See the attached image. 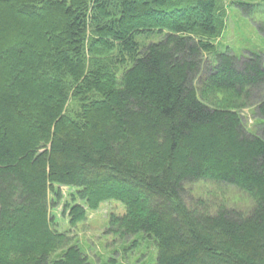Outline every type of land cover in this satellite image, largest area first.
I'll list each match as a JSON object with an SVG mask.
<instances>
[{"label":"trees","instance_id":"1","mask_svg":"<svg viewBox=\"0 0 264 264\" xmlns=\"http://www.w3.org/2000/svg\"><path fill=\"white\" fill-rule=\"evenodd\" d=\"M226 19L223 0H0V264H89L54 226L61 186L72 227L121 201L108 231L152 237L156 264H264V136L242 116L264 119V56L219 49ZM200 180L253 208L191 200Z\"/></svg>","mask_w":264,"mask_h":264},{"label":"rangeland","instance_id":"2","mask_svg":"<svg viewBox=\"0 0 264 264\" xmlns=\"http://www.w3.org/2000/svg\"><path fill=\"white\" fill-rule=\"evenodd\" d=\"M223 1L227 9V19L224 32L217 40L219 49L230 48L237 56L248 54L250 51H259L264 56V0ZM160 39L157 36L152 41ZM237 71L242 74L244 69ZM262 95H264V90ZM254 105L252 104L250 107L243 109L242 116L245 120L246 128L250 132L264 136V119L257 110V105ZM77 108L75 100L70 98L68 112L74 113ZM187 188L189 190L188 195H191L188 198L192 197L191 200L193 198L203 199L213 209L219 206H227L228 208H239L249 211L254 205L252 197L234 185H218V183L210 180H200L189 183ZM14 191H17L15 184ZM71 191L70 187L61 186L63 198L59 205L51 210V215L54 216V226L59 231H67L74 236L75 243L89 257V264H104L112 257L117 259V264H156L158 247L152 237L147 236L144 232H138L127 239H120L114 233L108 231L111 213H125V205L121 201L112 200L102 203L99 209L88 212L86 221L79 223L77 227H72L69 223L68 214L63 213L64 203L68 200ZM22 197L30 198L28 191H23ZM13 202V210L15 211L21 204L17 197H14ZM156 204L158 203L151 201L149 206L152 208L157 207ZM174 211L173 208L167 207L163 210L168 217V221H174L175 219L181 221L180 215L175 214ZM201 225L203 226L204 224L202 223ZM180 226L183 228L184 224ZM215 259H205V262L207 264H226L225 262L222 263L220 258Z\"/></svg>","mask_w":264,"mask_h":264},{"label":"bare ground","instance_id":"3","mask_svg":"<svg viewBox=\"0 0 264 264\" xmlns=\"http://www.w3.org/2000/svg\"><path fill=\"white\" fill-rule=\"evenodd\" d=\"M239 65H241V66H242V65H243V61H241Z\"/></svg>","mask_w":264,"mask_h":264}]
</instances>
